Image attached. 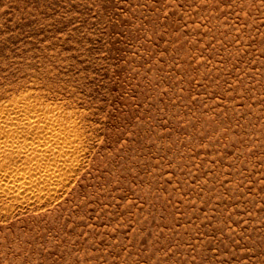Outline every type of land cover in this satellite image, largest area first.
Listing matches in <instances>:
<instances>
[{
  "label": "rangeland",
  "instance_id": "1",
  "mask_svg": "<svg viewBox=\"0 0 264 264\" xmlns=\"http://www.w3.org/2000/svg\"><path fill=\"white\" fill-rule=\"evenodd\" d=\"M0 264H264V0H0Z\"/></svg>",
  "mask_w": 264,
  "mask_h": 264
},
{
  "label": "bare ground",
  "instance_id": "2",
  "mask_svg": "<svg viewBox=\"0 0 264 264\" xmlns=\"http://www.w3.org/2000/svg\"><path fill=\"white\" fill-rule=\"evenodd\" d=\"M20 113V112H19ZM21 114H24L25 116L26 115H31V112H28L27 110H25V109H23L22 110V112H21ZM33 125H29V127H32ZM27 142V141H26ZM25 142V143H26ZM56 142H58V139H57V137L55 136V134L54 133H50V134H48L47 136H46V138H45V140L42 142L41 141V143L39 142V143H37V144H35L36 142H33V141H29V142H27L26 144L29 146V147H32V148H34V149H37L38 151L39 150H43V149H45V150H43V151H46V149L47 148H52L53 146H54V144H56ZM42 151V152H43ZM58 156H61V155H58ZM58 156H57V158H58ZM62 158V157H61ZM53 160L55 159V157H53L52 158ZM60 159V158H59ZM65 159V157L63 158V160ZM50 172V173H49ZM47 171V173H45V171L43 172V173H45L44 175H41V178H42V180H44V179H46L47 181H51L50 179H55L56 178V172H55V174H53V173H51V171ZM10 175H12V174H10ZM16 176V175H15ZM22 176V175H21ZM9 177V176H8ZM20 177V176H19ZM24 177V176H23ZM38 177H40V176H38ZM58 178V177H57ZM56 178V179H57ZM34 180V179H33ZM41 180V181H42ZM21 183H22V181H21ZM20 183V184H21ZM24 183V182H23ZM17 187V186H16ZM21 189V188H20ZM19 189V190H20ZM38 191V190H37Z\"/></svg>",
  "mask_w": 264,
  "mask_h": 264
}]
</instances>
